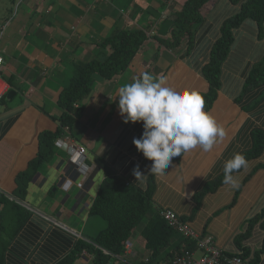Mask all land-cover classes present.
<instances>
[{"label": "crops", "instance_id": "1", "mask_svg": "<svg viewBox=\"0 0 264 264\" xmlns=\"http://www.w3.org/2000/svg\"><path fill=\"white\" fill-rule=\"evenodd\" d=\"M183 2L14 0L11 6L2 4L6 13L0 18L1 74L14 96L2 100L0 109V195L29 212L10 243L5 264H56L78 242L92 243L97 232L87 227L92 225L91 220L98 219L90 215V208L109 175L139 190L146 189L152 162L133 144L134 138L141 137L143 125L123 122L118 109L119 88L148 72L157 78L165 76L166 86L173 89L206 92L208 83L201 69L209 61L223 21L240 10L229 0L210 1L202 11L204 21L188 53L185 44L170 49L155 39L170 37L175 13ZM119 30H142L150 39L125 71L111 80L95 76L90 92L78 104L82 112L67 137L86 149L81 160L86 173L54 143L56 153L52 159L29 182L24 198H17L16 178L38 156L40 136L59 128L62 109L58 98L69 84L75 65L104 59L110 49L101 43ZM259 33L258 24L250 19L234 30L235 43L222 68V88L213 108L204 110L223 128V139L209 152L197 147L179 162H171L165 175L156 177L153 196L154 210L169 208L179 213L201 238L211 237L228 256L240 252L235 237L264 207V170L258 169L259 161H249L247 168L234 174L237 188L224 185L208 193L191 216L196 207L195 195L222 174L226 160L252 146L251 132L261 125L256 116L244 112L234 101L249 70L264 56V36L259 37ZM65 133L63 130L56 140ZM137 167L146 179L136 180L133 173ZM67 181L70 185L66 189ZM238 192V200L232 205ZM3 209L0 204V215ZM261 238L257 229L243 244L254 250ZM130 243L131 250L114 258L113 264H141L147 260L142 227ZM180 243L179 236H175L162 256ZM197 253L201 256L203 251L195 250V256ZM91 263L87 252L74 262ZM260 264H264V256Z\"/></svg>", "mask_w": 264, "mask_h": 264}, {"label": "trees", "instance_id": "2", "mask_svg": "<svg viewBox=\"0 0 264 264\" xmlns=\"http://www.w3.org/2000/svg\"><path fill=\"white\" fill-rule=\"evenodd\" d=\"M210 1L212 0H184L181 9L175 13L174 27L170 37H155V39L170 49H176L185 44L189 53L195 42L196 31L204 21L202 11ZM229 1L233 5H239L240 10L236 15L223 21L220 35L211 47L209 61L201 69V73L208 83L206 92H198L205 101V111L213 108L222 88V68L235 43L234 30L250 19L258 24L259 37L263 35L264 0ZM148 39L150 36L142 30L116 31L101 43V46L110 49V53L104 59L89 60L75 65L69 84L62 90L58 98V105L62 109L59 128L55 133L46 132L40 136L38 156L16 178L15 195L17 198H24L29 182L32 181L41 166L48 163L56 153L55 140L65 128L72 129L80 117L82 111L78 104L90 92L94 77L100 76L103 79L111 80L125 71ZM11 91L12 89L8 94ZM240 92V95L234 100L235 103L244 112L256 116L261 123L257 129L251 132L252 146L241 153L248 162L259 161L258 169L264 170V122H262L264 118V56L251 67L241 85ZM8 94L3 98V102L7 101ZM183 155L174 157L172 162H179ZM236 173L238 172H234L233 175ZM156 177L152 174L149 175L145 190L132 187L117 176L106 177L90 208V215L101 220L104 227L96 234L92 243L78 242L73 250L56 264H74L83 252H87V255L92 257L91 264H110L114 258L125 255L126 243L131 241L141 227L143 247L149 252L147 260L142 261L141 264H171L175 255H180L186 250L195 253L197 250L195 244L184 241L185 243L177 244L169 254L162 256L163 251L171 246L173 239L178 235L158 212V209H171L157 208L154 210L153 196L156 189ZM222 180L223 172L207 182L204 188L195 195L196 207L191 218L200 209L202 201L208 193H214L224 186ZM238 195L239 192L235 195L232 205L236 204ZM0 204L4 206L0 215V264H5L10 243L25 224L29 212L3 195H0ZM175 213L182 222L187 223L184 217ZM257 229L262 233L261 243L258 248L252 250L244 246L243 242L249 240ZM235 244L240 250L237 254L249 261L250 264L261 263L264 256V207L248 219L244 232L235 237Z\"/></svg>", "mask_w": 264, "mask_h": 264}, {"label": "clouds", "instance_id": "3", "mask_svg": "<svg viewBox=\"0 0 264 264\" xmlns=\"http://www.w3.org/2000/svg\"><path fill=\"white\" fill-rule=\"evenodd\" d=\"M163 75L154 77L143 72L117 92L119 114L125 124L142 123L140 138L133 144L146 160L152 162L150 174L165 175L174 157L182 156L197 147L209 152L224 137L223 128L207 112L205 101L197 91L176 90L166 86ZM242 153H235L223 165V185L239 186L234 172L247 168ZM137 179L145 178L137 167Z\"/></svg>", "mask_w": 264, "mask_h": 264}, {"label": "built area", "instance_id": "4", "mask_svg": "<svg viewBox=\"0 0 264 264\" xmlns=\"http://www.w3.org/2000/svg\"><path fill=\"white\" fill-rule=\"evenodd\" d=\"M2 65L3 58L0 57V109L2 108V100L9 91V85L1 74ZM64 130L66 133L56 140L55 144L60 150L66 152L75 164L81 165V172L86 173V167L81 162L82 158L85 156L86 149L79 145H74L73 141L70 142L69 137H67L70 134L69 128H65ZM69 185L70 182L67 181L64 187L67 189ZM158 212L167 225L176 231L182 243L192 242L195 244L198 251H203L200 258L197 259L193 252L186 250L180 255H175L171 260V264H250L249 261L238 254H233L231 256L224 254L222 250L214 245L211 237L201 238L187 223L182 222L174 211L158 209ZM125 250L127 253L131 250L130 242L126 243Z\"/></svg>", "mask_w": 264, "mask_h": 264}, {"label": "rangeland", "instance_id": "5", "mask_svg": "<svg viewBox=\"0 0 264 264\" xmlns=\"http://www.w3.org/2000/svg\"><path fill=\"white\" fill-rule=\"evenodd\" d=\"M3 3L5 4L4 6H11L12 0H0V18H2L3 15L6 13V10H3V8H5V7H2ZM9 13H10V11L8 10L7 14H9ZM263 36L264 35H262V37ZM262 122H264V118L262 119ZM91 221H92V225L87 227L88 231L91 230L92 232L98 233L104 227V224L101 220H98L97 222H94V220H91ZM131 242H132V239H131ZM195 257L197 259H199L200 253H197Z\"/></svg>", "mask_w": 264, "mask_h": 264}, {"label": "water", "instance_id": "6", "mask_svg": "<svg viewBox=\"0 0 264 264\" xmlns=\"http://www.w3.org/2000/svg\"><path fill=\"white\" fill-rule=\"evenodd\" d=\"M14 96V93L13 92H10L7 96L8 99H11L12 97Z\"/></svg>", "mask_w": 264, "mask_h": 264}]
</instances>
